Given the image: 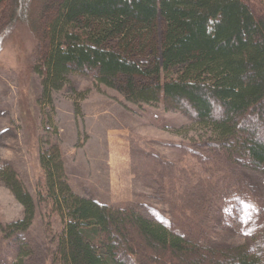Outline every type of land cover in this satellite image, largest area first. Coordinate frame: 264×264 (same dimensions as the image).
I'll return each mask as SVG.
<instances>
[{
  "label": "trees",
  "instance_id": "1",
  "mask_svg": "<svg viewBox=\"0 0 264 264\" xmlns=\"http://www.w3.org/2000/svg\"><path fill=\"white\" fill-rule=\"evenodd\" d=\"M24 2L0 0L5 22L16 20ZM31 26L46 97L72 73L99 84L127 77L132 101L182 111L209 133L202 145L231 164L240 156L264 175V0H41ZM137 76L153 83L136 85ZM39 162V199L63 226L51 235L49 264H264V218L251 242L220 248L134 208L77 195L56 145ZM0 181L23 206L22 217L2 228L15 245L10 264H26L38 201L1 158Z\"/></svg>",
  "mask_w": 264,
  "mask_h": 264
},
{
  "label": "rangeland",
  "instance_id": "2",
  "mask_svg": "<svg viewBox=\"0 0 264 264\" xmlns=\"http://www.w3.org/2000/svg\"><path fill=\"white\" fill-rule=\"evenodd\" d=\"M40 1L23 0L10 24L0 6V158L38 201L26 264H49L51 235L63 228L39 199V157L53 145L61 149L68 182L79 196L134 208L216 247L251 242L264 218V175L240 156L231 164L202 145L200 138L209 133L188 115L163 101L135 103L124 76L99 84L92 75L72 73L63 89L44 95L34 70L40 44L31 26ZM158 23L161 49L163 19ZM132 82L153 80L137 76ZM22 215L23 206L0 181V264L12 263L16 253L2 228Z\"/></svg>",
  "mask_w": 264,
  "mask_h": 264
}]
</instances>
